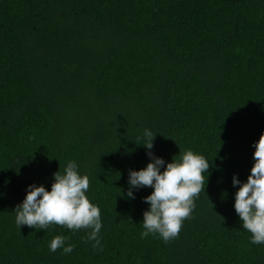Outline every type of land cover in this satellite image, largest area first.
Wrapping results in <instances>:
<instances>
[{
  "label": "trees",
  "instance_id": "obj_1",
  "mask_svg": "<svg viewBox=\"0 0 264 264\" xmlns=\"http://www.w3.org/2000/svg\"><path fill=\"white\" fill-rule=\"evenodd\" d=\"M262 133L264 0H0V264H264L233 185ZM186 150L210 162L205 192L177 238H141L153 189L128 197L130 170ZM70 161L100 208L95 249L90 230L16 224Z\"/></svg>",
  "mask_w": 264,
  "mask_h": 264
},
{
  "label": "clouds",
  "instance_id": "obj_2",
  "mask_svg": "<svg viewBox=\"0 0 264 264\" xmlns=\"http://www.w3.org/2000/svg\"><path fill=\"white\" fill-rule=\"evenodd\" d=\"M147 149L153 148L155 135L145 130ZM254 165L247 181L241 183L236 176L233 185L240 187L235 194L234 208L242 221V228L251 234L252 244H264V133L254 144ZM152 162L139 171L130 170L127 196L134 198L132 188L151 187L152 193L144 198L150 210L143 213L141 238L149 234H159L165 243L178 237L183 221L191 218L195 209V199L205 192L210 162L192 150H186L177 160L167 163L148 152ZM90 187L87 175H81L75 161L68 162L63 172L54 173L51 190L43 185H29L26 197L15 208L16 224L20 228L27 225L33 229H48L55 224L73 232L88 231L87 240H93V248L100 246L98 234L102 228L101 212L86 195ZM69 238L55 236L49 245L51 252L63 248L71 253L75 245L68 244Z\"/></svg>",
  "mask_w": 264,
  "mask_h": 264
}]
</instances>
